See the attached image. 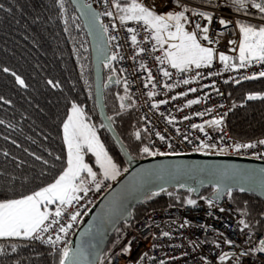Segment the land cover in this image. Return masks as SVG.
Here are the masks:
<instances>
[{
  "label": "built area",
  "instance_id": "2783aa9c",
  "mask_svg": "<svg viewBox=\"0 0 264 264\" xmlns=\"http://www.w3.org/2000/svg\"><path fill=\"white\" fill-rule=\"evenodd\" d=\"M100 13V22L107 28L111 56H115V66L131 95L136 116L140 119L150 143L151 157H173L183 155L233 156L264 162V144L261 139L241 140L233 136L230 128L232 113L242 105L230 104L227 86L247 81L246 76L264 71V62L254 61L244 68L236 64L231 68L220 61V54L231 58L239 55L241 36L239 22L257 23L264 21L238 13L233 0H210L208 5H200L189 0H168L179 9H191L190 23L197 39L214 49V60L210 66L180 72L164 60V51L153 38L154 30L143 22L124 21L115 7L117 0H88ZM249 0L248 8L252 9ZM145 5L157 14L165 11L168 3L146 0ZM241 9V8H239ZM112 12L108 16L107 12ZM205 13L211 21L198 13ZM228 21L227 27L220 20ZM201 26L200 29L195 27ZM203 27L211 44L203 40ZM133 29V31H129ZM136 36L133 43L132 36ZM234 43H230L233 42ZM170 73L169 77L163 71ZM189 83L185 84L184 81ZM167 85V87H165ZM195 89L196 91H191ZM152 93V95H149ZM198 100L199 103H191ZM222 119V124L210 122ZM194 125H203L204 131ZM164 139L161 140L160 137ZM212 145L201 148V143ZM252 144L253 147L237 145ZM171 145V147H169ZM223 149V151H221ZM159 153H165L160 155ZM101 182L99 190L94 182L87 183V194L78 193L80 199L70 206H64L62 215L49 217V223L56 220L42 240L37 243L52 251L60 252L69 248L87 220L93 207L112 188L113 182L104 176H97ZM193 196V195H192ZM193 204L173 205L144 213L132 226L118 231L111 247L99 264H264V252L258 251L264 241V234L250 231L244 225V217L232 203V192L226 194L222 203L212 198L200 197ZM79 212L73 221L72 215ZM71 224L67 234L60 232L61 226ZM168 233V235H164ZM61 237L55 246L47 243L49 236ZM228 241L232 243L229 244ZM227 254L221 261L220 257Z\"/></svg>",
  "mask_w": 264,
  "mask_h": 264
},
{
  "label": "trees",
  "instance_id": "16d2710c",
  "mask_svg": "<svg viewBox=\"0 0 264 264\" xmlns=\"http://www.w3.org/2000/svg\"><path fill=\"white\" fill-rule=\"evenodd\" d=\"M189 1L210 4V0ZM0 5V202L31 195L54 183L67 169L63 125L74 105L82 109L84 121L124 173L128 165L96 105L90 41L70 0H63V6L61 0H0ZM237 12L264 21L259 11ZM229 62L238 64L239 55ZM3 68L10 71L5 73ZM104 71L105 84L111 77L117 80L115 86L105 89V104L115 129L136 159L151 157L143 152L145 147L150 150V143L113 60ZM12 72L27 87H21ZM49 80L57 86L49 85ZM227 93L230 104L242 105L230 117L233 136L241 140L264 138V99H247L248 95L264 96V77L228 85ZM215 192L214 188L203 189L202 197L212 198ZM188 197H193L191 192L179 188L149 195L136 207L132 221L119 231L150 210L184 206ZM232 203L244 217L246 229L264 234V200L234 191ZM57 207L52 206L50 212ZM0 249V264H60L63 259L60 252L34 239H3Z\"/></svg>",
  "mask_w": 264,
  "mask_h": 264
},
{
  "label": "snow or ice",
  "instance_id": "6c2138e0",
  "mask_svg": "<svg viewBox=\"0 0 264 264\" xmlns=\"http://www.w3.org/2000/svg\"><path fill=\"white\" fill-rule=\"evenodd\" d=\"M233 3L237 8H247L249 0H233ZM61 6H63V0H61ZM177 6L178 0H177ZM89 9L90 5L87 6ZM115 7L123 15L120 16L121 22L132 20L136 22H143L144 25L154 30V39L158 45L163 47L168 44L167 50L164 52V58L161 63L166 60L170 66L180 72L188 71L194 65L196 68L202 66H210L214 58V49L211 47H205L202 45L200 40L197 39L196 31H187L185 23L182 21H188V17L185 15L189 9L184 8L182 11L169 12L167 14H157L150 10L143 4L137 3L136 0H131L129 6L122 7L119 2H115ZM251 7L258 9L260 13L264 14V0H260L259 3L252 2ZM3 5H0V9ZM10 11V10H9ZM108 16H112V12L106 13ZM198 15L205 17V19L211 21L210 16H206L205 13L201 12ZM98 20V16L93 14V21ZM220 24L227 27L228 21L221 19ZM195 27L200 29L201 26L196 24ZM174 29V31L172 30ZM107 31V28H104ZM133 31V29H129ZM201 31L204 33L203 40L212 43L207 35L208 27H203ZM239 31L242 34V42L239 45V67L244 68L254 61L264 62V27L256 28L250 24H239ZM133 43H136V36H132ZM171 42V43H170ZM230 43H234L230 42ZM111 59H116L112 56ZM219 59L227 67H229V61L231 57L224 54H220ZM236 64L232 63L231 68H236ZM5 73L10 70L8 68L2 69ZM11 75L15 77L16 82L21 87H27L25 81L15 72ZM163 75L166 77L170 76L168 71H163ZM260 77H264V71L259 73ZM256 75L246 76L244 79L253 80L256 79ZM237 83L240 81L237 80ZM52 87L57 85L53 81L47 82ZM185 84L189 83L188 80L184 81ZM167 87V85H165ZM191 91H196L192 89ZM152 95V93H149ZM248 100L264 99V96L248 95ZM191 103H199L198 100L191 101ZM222 119H216L211 121L212 125L222 124ZM3 123V121H0ZM199 128L201 132L204 131L203 125H194ZM64 139L68 146L67 156V169L63 174L59 175V178L51 183L47 187L42 188L39 191L34 192L31 195L24 196L20 199H9L0 202V238H13L23 237L25 239H38L42 240L43 236L41 233H46L50 230L52 225L57 223L56 220H52L50 223L49 217L53 214L49 212L48 206L58 204L55 211V217L62 215V209L64 206H70L73 201H78L80 197L78 193L83 191L87 194L88 189L84 186L85 180L82 177V173H87L88 177H91V181L95 183L96 189L99 190L101 182L97 180V174L93 169L85 163L84 150L92 152L96 156L97 163L100 168L103 169V175L105 179L115 180L120 174V170L112 162V158L108 156L104 150L103 145L99 142L96 133L90 126L84 123L83 113L81 109L75 105L72 108V115L69 117L67 123L63 125ZM139 138V133H137ZM164 139L163 136L160 137ZM264 144V140L260 141ZM254 145H237V151L240 147H253ZM171 147V145H169ZM212 145L201 143V148H211ZM223 151V149L221 150ZM143 152L150 155H156L157 153L150 152L148 147L143 148ZM164 155L165 153H159ZM39 159V157H37ZM189 204L194 205V201L189 200ZM79 216V212L71 216V219L75 221ZM72 225L68 224L67 227L61 226L60 232L65 235L68 229ZM168 235V233H164ZM61 237L56 236L52 239L51 236L47 238V243L55 246ZM231 244V241H228ZM15 250V248H13ZM258 251L264 252V241L260 243ZM0 254H3V249H0ZM227 258V254L220 257L221 261ZM60 264H79L77 257L71 253L69 248L63 249V259ZM163 264V262H162Z\"/></svg>",
  "mask_w": 264,
  "mask_h": 264
},
{
  "label": "water",
  "instance_id": "95a60500",
  "mask_svg": "<svg viewBox=\"0 0 264 264\" xmlns=\"http://www.w3.org/2000/svg\"><path fill=\"white\" fill-rule=\"evenodd\" d=\"M70 2L90 41L100 118L128 165L122 177L93 207L72 242L70 250L79 264H99L117 231L123 224L132 221L136 207L149 195L179 188L190 191L194 198L199 199L203 189L214 188L216 192L212 199L218 203L234 191L264 200V162L200 154L138 160L130 153L115 129L105 104V89L115 86L117 80L111 77L105 84L104 66L112 59L100 13L88 0ZM93 14L98 16V20L93 21Z\"/></svg>",
  "mask_w": 264,
  "mask_h": 264
},
{
  "label": "crops",
  "instance_id": "0c3cea01",
  "mask_svg": "<svg viewBox=\"0 0 264 264\" xmlns=\"http://www.w3.org/2000/svg\"><path fill=\"white\" fill-rule=\"evenodd\" d=\"M156 1H157L158 3H159V2H160V3H168V6L165 8V11L162 12L161 14H167V13H169V12H178V11H182V10H183V9H182V10L179 9L178 7L172 6L168 0H156ZM117 2H119V3L121 4L122 7H127V6H129L131 0H117ZM136 2H137V3H140V4H143L144 6H146V5H145L146 0H136ZM146 7H147V6H146ZM150 10H151V9H150ZM152 11H153V10H152ZM117 12H118L119 16L123 15V13L120 12L118 9H117ZM191 12H192V10L189 9V11H187V12L185 13V15L188 17V21H182V23H185V28H186L187 31H193V29H192V27H191V23H190V15H192ZM127 21H132V20H127ZM172 30L174 31V29H172ZM170 43H171V42H170ZM202 45L205 46V47H207V46L204 45L203 43H202ZM159 46H160V45H159ZM160 48L163 49V51L165 52V50H167V48H168V44H165L163 47L160 46ZM213 60H214V58H213ZM95 167H96V166H95ZM97 169H98V168L96 167V173H97V176H98V175H102L101 172H100V170H97ZM82 177H83L84 180H85V184H84V186L86 187L88 181H90V180L88 179L89 177L87 176V173H83V174H82ZM120 177H121V176H118L117 179H120ZM16 239H18V238H16Z\"/></svg>",
  "mask_w": 264,
  "mask_h": 264
},
{
  "label": "rangeland",
  "instance_id": "374dc122",
  "mask_svg": "<svg viewBox=\"0 0 264 264\" xmlns=\"http://www.w3.org/2000/svg\"><path fill=\"white\" fill-rule=\"evenodd\" d=\"M255 3H257L256 2V0H255ZM241 9H245V10H253V11H259L258 9H255V8H252V9H250V8H241ZM241 9H238V10H241ZM241 23H243V22H239L238 23V28H239V24H241ZM243 24H245V23H243ZM240 32V31H239ZM240 35H241V42H242V39H243V37H242V34L240 33ZM77 108H79V107H77ZM79 109H81V108H79ZM81 111H82V109H81ZM83 113V112H82ZM72 115V112H71V114H70V116ZM84 117V116H83ZM84 119V118H83ZM67 123V122H66ZM84 123L85 124H87L85 121H84ZM88 125V124H87ZM89 126V125H88ZM96 136H97V134H96ZM98 137V136H97ZM99 139V138H98ZM99 142L101 143V141H100V139H99ZM65 143H66V141H65ZM102 144V143H101ZM66 146H67V143H66ZM103 148H104V146H103ZM104 150H105V148H104ZM67 151H68V146H67ZM106 151V150H105ZM107 152V151H106ZM108 154V153H107ZM108 156H109V154H108ZM84 160H85V163H87L92 169H93V171L94 172H96V169H95V167L93 166V164L95 163V166L98 168L97 170H100V172H101V174L103 175V169H101L100 168V166H99V164L97 163V160H96V156L92 153V152H90V151H87V149H85L84 150ZM112 162L115 164V162L112 160ZM116 165V164H115ZM117 166V165H116ZM117 168H118V166H117ZM119 169V168H118ZM120 170V169H119ZM83 174V173H82ZM97 174V173H96ZM123 173H122V171H120V174L118 175V176H121ZM104 176V175H103ZM117 176V177H118ZM117 177H116V179L115 180H112V179H110L111 181H113V182H115V181H117L118 179H117ZM89 180H91V177H89L88 178ZM190 198L191 197H188V199H187V202L190 200ZM186 202V203H187ZM57 204H53V205H49L48 206V211L50 212L51 211V208H52V206H56ZM13 238H18V237H13ZM20 239H23V240H26L25 238H23V237H19ZM3 239H11V238H0V240H3Z\"/></svg>",
  "mask_w": 264,
  "mask_h": 264
}]
</instances>
